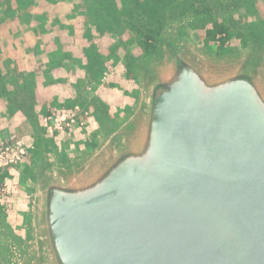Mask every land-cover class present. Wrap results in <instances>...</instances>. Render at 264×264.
Instances as JSON below:
<instances>
[{
    "label": "water",
    "instance_id": "95a60500",
    "mask_svg": "<svg viewBox=\"0 0 264 264\" xmlns=\"http://www.w3.org/2000/svg\"><path fill=\"white\" fill-rule=\"evenodd\" d=\"M141 119L38 181L45 264H264V82L171 54Z\"/></svg>",
    "mask_w": 264,
    "mask_h": 264
},
{
    "label": "rangeland",
    "instance_id": "374dc122",
    "mask_svg": "<svg viewBox=\"0 0 264 264\" xmlns=\"http://www.w3.org/2000/svg\"><path fill=\"white\" fill-rule=\"evenodd\" d=\"M40 17L49 23L39 25ZM31 25L51 31L56 40L46 35L22 47ZM214 25L226 28L229 37L210 40L206 32ZM9 39L15 52H48L57 43L61 52H83V58L75 56L74 68L66 60L70 76L83 81L66 89L67 102L56 106L78 107L83 126L47 137L40 120L56 103L37 105L33 77L17 74L3 83V100L22 120L13 134L0 135V144L15 136L30 147L17 165L0 166V264H45L37 214L44 168L85 166L114 135L133 133L148 77L164 70L172 53L215 69L252 62L264 82V0H0V49Z\"/></svg>",
    "mask_w": 264,
    "mask_h": 264
},
{
    "label": "crops",
    "instance_id": "0c3cea01",
    "mask_svg": "<svg viewBox=\"0 0 264 264\" xmlns=\"http://www.w3.org/2000/svg\"><path fill=\"white\" fill-rule=\"evenodd\" d=\"M35 20L39 22V25L42 22L48 24L50 18L48 21L42 17L36 18ZM55 21L57 24V20H54L53 23L55 24ZM31 24L33 23L31 22ZM35 27L31 25L25 28L23 37H26L27 44L22 45V47H30V45L36 44L37 41L46 39L45 36L47 35L48 37L50 35L48 33H51V31L47 32L48 30L42 32L40 28H37L38 26ZM9 40L10 45H6L3 49H0V135L5 132L13 134L18 129V122L22 120V117L16 111L9 109L8 102L3 100V83L7 80L10 81L11 79L17 78L15 76L17 74H20L19 78L30 81L31 77H33L36 82L34 88L37 91L36 96H38L36 101L37 105H43L45 102L53 101V103H56L54 107L64 105L67 102L68 96L66 95L68 91L66 89L70 88L71 90L73 83L83 81L80 76H78L77 80L73 75L70 76L72 70L68 67L70 65L74 68L75 56L82 57L83 52H71V54L61 52L62 49H60L57 42H55L57 44L54 49L48 52H28L27 50L25 52H15L12 46L13 39ZM15 44L20 43L16 42ZM66 60H69L67 61L69 63L68 65H66ZM83 66L84 60H82L78 68H84ZM25 86H28L26 82Z\"/></svg>",
    "mask_w": 264,
    "mask_h": 264
},
{
    "label": "built area",
    "instance_id": "2783aa9c",
    "mask_svg": "<svg viewBox=\"0 0 264 264\" xmlns=\"http://www.w3.org/2000/svg\"><path fill=\"white\" fill-rule=\"evenodd\" d=\"M82 118V111L78 107H55L41 118L40 124L45 135L50 137L81 128L83 126ZM29 147L17 140L15 136H10L7 144H0V166L17 165L26 155Z\"/></svg>",
    "mask_w": 264,
    "mask_h": 264
},
{
    "label": "trees",
    "instance_id": "16d2710c",
    "mask_svg": "<svg viewBox=\"0 0 264 264\" xmlns=\"http://www.w3.org/2000/svg\"><path fill=\"white\" fill-rule=\"evenodd\" d=\"M206 34L210 40H214L217 34L225 35V38H223V40L229 37L227 29L224 28L223 26L214 25V27L211 30H207Z\"/></svg>",
    "mask_w": 264,
    "mask_h": 264
}]
</instances>
